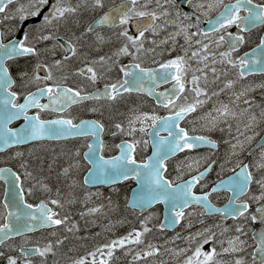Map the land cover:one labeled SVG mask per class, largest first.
<instances>
[{"label":"snow or ice","instance_id":"snow-or-ice-1","mask_svg":"<svg viewBox=\"0 0 264 264\" xmlns=\"http://www.w3.org/2000/svg\"><path fill=\"white\" fill-rule=\"evenodd\" d=\"M186 2L191 5L193 0ZM14 3L18 6L11 15L6 14L8 6ZM176 7V0H121L119 4L107 9L106 0H0V152L30 141L90 136L93 142L86 145L87 152L83 154V159L89 161L92 167L83 177L84 184H114L135 180L138 189L134 190L136 194L129 201L134 209L143 210L162 203L168 205L170 224L175 225L183 221L186 215H195L199 218V223L204 225L185 237L176 236L175 239H183L186 242V247L166 249L176 257V264H223L220 257L225 254L234 257L231 264H247L240 256V253L246 251L247 245V241L241 238L246 235L244 227L236 225L235 234L225 241L220 237L230 229L222 223L207 224L204 217L218 215L221 221L243 217L254 222L259 218V221L264 223V143L258 144L254 150H249L253 140L260 135L257 128L264 124V107L258 113H253V102L245 98L243 103L249 107L240 112L229 104H221L215 109V115L208 113L202 118V127L208 132L216 130L220 123L227 124L229 119L244 118L241 121L243 129L237 125L235 142L228 141L229 151L224 163L220 165L221 172L225 166H229L228 170L232 175L227 179H219L210 191L201 194L195 191L198 185L207 187L201 182L215 165V161H210V157L179 162L175 169V180L169 178L166 173L167 161L178 153L205 145L212 150L218 147L217 142L209 136L190 135L188 130L180 126L181 121L195 113L206 99L210 98L208 84L215 83L222 75L227 76L229 68L236 70L241 79L256 71V66L264 70V61L261 59L264 57V36L250 53H245L238 59L233 56L245 42V33L264 26V3L254 0H199L195 3L191 15L174 10ZM212 11H218L214 19L209 15ZM84 13L99 15L76 35L72 28L79 26ZM200 16L208 18L211 32L200 27ZM37 19L38 26H25L26 21ZM6 21L9 23L5 28ZM232 27L238 30L236 34L228 31ZM105 28L109 29V32H104ZM61 29L64 31L61 32ZM161 33L164 35L161 36ZM225 44L227 48L218 51ZM165 45L168 47L165 48ZM82 46H86L90 51H100L107 47L108 51L97 58H90L88 53L81 51ZM177 47L182 50V55L167 60L157 59L165 52L171 56V52L176 51ZM58 55L59 59L56 58ZM74 58L80 61L81 67L72 68ZM123 58H129L131 62L121 63ZM21 59H32L35 62L30 69H21L17 76L13 77L9 64ZM149 61L158 67L146 66ZM193 61L197 65L195 68L192 67ZM217 64L223 66L219 71L215 67ZM117 68L121 74L119 78L104 84L103 90H97L95 93H88L79 86L69 87L66 83L70 78L81 77L94 85ZM209 70L212 74L211 81ZM33 84L36 85L35 91L30 90ZM162 84H171V88L157 92L156 89ZM233 86L234 81L228 80L220 91L232 89ZM185 92L191 93L190 101L188 96L184 95ZM132 93L156 97L157 103L168 109L169 115L161 117L144 113L129 119L128 135L138 130L148 136L159 137L152 144V155L146 161H137L134 155L140 141L122 142L117 145L119 155L105 159L100 154L103 149L101 136L105 128L104 123L99 120L76 122L69 110L73 105L85 101H116L118 97ZM212 95L219 93L213 91ZM234 95L233 103L239 107L238 102L242 97H247V90ZM181 97L183 102L178 103ZM43 99L47 102L42 103ZM32 110L35 111L30 115ZM92 111L97 109L93 108ZM43 113L55 114V118L44 119ZM20 119H23L24 124L19 129L9 127L13 121ZM137 122L144 126L135 128L133 125ZM114 127L117 132H125L121 123H115ZM161 131L167 132V136L160 135ZM115 134L114 132L113 135ZM143 143L147 145L148 141ZM23 156L20 152L15 154V158L20 160L19 166L23 169V175L33 181V187L27 189V193L32 194L34 189L51 193V188L40 175L44 166L40 164L32 169L31 162L22 159ZM79 157L78 151L71 154L67 166L57 173V178L62 177L69 189L68 204L75 202L71 192L77 186L74 177L80 168L77 159ZM48 170L51 171V165H48ZM185 174H189L191 178L183 179ZM0 182L6 185L4 201L0 202V208L3 209L0 212V247L14 237L26 236L43 227L64 226L69 233L78 231L75 223L69 224L67 213L61 215L55 210L65 208L63 199L41 200L37 205L28 203L21 174L12 168L0 167ZM253 186H256L258 195L252 193ZM221 191L230 195L224 207H217L212 203L211 197ZM56 195L59 197V191ZM246 196L258 205L256 214L250 217V203L244 199ZM102 207H92L88 214L99 213ZM190 209L192 211H189ZM196 209L200 211L197 212ZM150 219L151 217H145L141 222L142 231L134 230L123 238L112 240L89 252L87 256L70 258L71 264H112L116 249L143 243V235L151 231L147 226ZM194 226L189 220L187 228ZM164 227L165 225H160L162 230ZM63 243L62 239L57 238L54 243L46 242L31 248L21 247L18 256L5 257V253L0 251V257H4L7 264H33L31 257L39 256L42 264H47V257L55 256V249ZM159 254V248L148 245V250L138 252L134 259ZM252 264H264V232L259 234L258 247L252 254Z\"/></svg>","mask_w":264,"mask_h":264},{"label":"rangeland","instance_id":"rangeland-1","mask_svg":"<svg viewBox=\"0 0 264 264\" xmlns=\"http://www.w3.org/2000/svg\"><path fill=\"white\" fill-rule=\"evenodd\" d=\"M75 63H80V61H77ZM74 64V63H73ZM81 63L80 66L81 67ZM77 67V68H79ZM73 69H76L72 66ZM223 96L219 97L222 98ZM223 104V99H215L214 100V106H220ZM227 104L228 101H227ZM262 102L260 103V106H262ZM241 105V104H240ZM258 104H252L251 110L255 107H257ZM249 106H246L245 108H248ZM244 108V109H245ZM132 110V109H131ZM124 110L121 111V116L118 117V123H121L125 127V132L123 134L127 138H138L139 141H145L144 138H146V134L139 132L138 130L133 133L132 135L127 134V128H128V122L129 119L134 118L137 115L144 114L145 112H141L140 110ZM240 111L239 109H237ZM212 113V112H211ZM256 113V112H255ZM147 114H156L161 116V114L158 111H155L154 113H147ZM206 114L199 115L194 117L192 123H197V126L194 125L195 129H198L201 132L210 134L211 132L206 131L202 126L204 124V120L202 119ZM108 119L111 121L112 124L116 123V119L112 116H109ZM241 120H232L229 119L228 123H220L218 128L212 133L218 139L222 142L223 146L219 151H205V152H197L193 155H197L198 157H191L192 155H181L179 156L173 163V173L176 177V166L179 162L187 160H191L193 158H206L210 157L212 160L213 158L217 159V166L215 167V170L213 172V175H211V180L215 181L219 179L221 176L225 175L226 173L230 172L228 170L229 166H225V169L223 172H221L220 165L224 163V159L226 154L229 151V143L228 141H234V137L237 132V125H240V128L243 129V123ZM150 123V122H148ZM222 124L225 126V129H222ZM229 125H231V130L229 131ZM135 128L139 129L140 127L144 126L140 123H135L133 125ZM221 126V127H220ZM223 126V127H224ZM222 129V130H221ZM117 130H111L109 135L112 137L114 136L113 133L119 134V132H116ZM233 133L234 135H232ZM147 139V138H146ZM113 142L110 141V144ZM253 143V142H252ZM146 147V145L143 143V150ZM41 149H46L49 151L48 147H40ZM38 148H32L25 151V154H39L41 152V149ZM250 148V146H249ZM81 150V145H76L73 147L72 153L79 152ZM70 155H63L58 156L55 161H53L51 156H48L46 158L44 171L47 173V175H50L51 182L48 183L49 187H52L50 198H62L65 201L66 208L68 209V214H73V219L69 220V224L75 223L77 225L78 231H75L73 233H69L65 230L64 226L55 227L52 236L50 235H43L41 244H45L46 242H55L57 238L62 239L64 243L62 245H59L55 251L56 254L61 255L63 260H59V264H71L70 258H79L82 256H87L89 252L95 251L97 248L103 247L105 244L109 243L112 240H116L119 238H123L124 236H127L129 233L136 231H142L141 222L145 219V217H151V219L148 222V227L151 228V231L148 233H145L142 237L143 243L136 245V244H130L126 245L124 248H118L115 250L114 256L112 258V264H164V261L167 257L173 258L172 262H169L168 264H176V259L172 257L170 254L167 253L166 249H178L182 247H178L177 243H183L182 246L186 243L183 239H175L177 235L180 237H185L188 235L189 230H187V224L189 220L196 226V224L199 223V218L197 216H191L188 219L185 220V225H181L179 227V231L176 233H173L169 235L168 237H164L163 235L166 232H161L158 230V218L159 213L158 211H149L145 214H140L137 211H133L129 209L126 206V200H127V194L128 191L127 187H124V189H121L119 191H115L114 189H111V191L107 192H100L103 195H93L91 194L89 197H86V195L80 191L76 192L77 189L72 190L71 195L74 198V203L68 204V193L69 189L67 188V185L63 181V178L57 179V173L62 171V167H66L68 164V160ZM47 154L44 156L46 157ZM214 156V157H213ZM181 157V158H180ZM213 157V158H212ZM12 160H15V153L11 154L9 156ZM80 168L75 174V179L77 181V186L80 184V177L82 175V171L80 170L81 167H83L82 159L79 157ZM18 160V159H17ZM48 165H51V171L48 170ZM187 173V170H185ZM35 174V173H34ZM188 175V174H185ZM184 175V176H185ZM183 176V177H184ZM212 181V182H213ZM56 182V183H55ZM55 184V185H54ZM63 190V191H62ZM57 191H59V197H57ZM106 201V204L103 205L102 211L100 214L94 213V214H88V210L90 207H96V206H102L100 205L103 201ZM219 203V202H218ZM82 205V206H81ZM82 208V212L80 210V207ZM84 209V211H83ZM79 211V215L83 216H77L76 213ZM197 212L200 211V209H196ZM116 213V214H115ZM205 219V218H204ZM207 222V220L205 219ZM210 222L214 221L215 223H222L221 220H218V218L209 220ZM223 224V223H222ZM224 227H227L225 224H223ZM217 232L219 233V229H217ZM55 233L56 235H53ZM36 241V240H34ZM33 243V242H32ZM19 244H23L21 247L30 246L31 243H27L25 240H20L17 242H13L10 245V248L12 250H19L20 247H18ZM148 245L155 246L160 249V254L157 256H150V257H144L143 259L135 260L136 254L138 252H144L148 250ZM175 246V247H172ZM227 246V245H226ZM225 246V247H226ZM178 247V248H177ZM207 245L205 248L207 249ZM116 252L118 254H116ZM56 255V256H58ZM170 255V256H169ZM107 259V257H104ZM89 259H91L89 257ZM64 261V262H63Z\"/></svg>","mask_w":264,"mask_h":264},{"label":"flooded vegetation","instance_id":"flooded-vegetation-1","mask_svg":"<svg viewBox=\"0 0 264 264\" xmlns=\"http://www.w3.org/2000/svg\"><path fill=\"white\" fill-rule=\"evenodd\" d=\"M73 2H75V0H73ZM121 2V0H106V9L107 7H114L115 5L119 4ZM199 2V0H193V3L190 5L189 3L186 2V0H176V9L174 10H179L183 13H187L189 15L193 14V10L195 7V3ZM227 2V0H226ZM232 2H235V0H232ZM254 2H259V3H264V0H254ZM17 4H12L8 6L7 12L6 14L11 15V13L15 10V8L17 7ZM105 9V10H106ZM218 11H212L209 15L210 17H212L213 19L217 16ZM242 15H244L245 13H241ZM99 13H84L81 18H80V22H79V26L78 27H73L72 31H74L76 33V35H79L82 31L83 28L86 26V24L90 23L92 21V19L98 17ZM200 27L208 30L209 32H211V26L207 23V17H203L200 16ZM9 22L6 21L4 27H7V24ZM187 23V22H186ZM37 26L39 25V19L36 23ZM33 24H30L31 27ZM193 31H195L196 29H192ZM64 30L61 29V32H63ZM104 32H109V29L105 28L103 30ZM228 31L232 32L233 34H236L238 32V30L235 27L229 28ZM17 35H19V33H17ZM164 33H161V36H163ZM245 42L240 46L239 50L237 52L233 53L234 58L238 59L239 57L243 56L245 53L251 52L254 48L257 47L259 40L262 36H264V26H259L255 29H253L252 31L245 33ZM91 41L89 40V43ZM180 43L182 44L183 41L182 39L180 40ZM165 48H167L168 46L165 45ZM227 48V44L223 45L220 49H218V51H223ZM81 51L82 52H86L88 53L90 58H97L101 55H104L107 51L108 48L104 47L102 50L100 51H90L86 46H82L81 47ZM158 51H160L158 49ZM183 52L182 50L177 47L176 51L171 52V56L168 55L167 52H165V54L163 56H158L157 59L158 60H167L170 58H174L177 55H182ZM57 59H59V55L56 57ZM78 60H75L72 64L73 67L77 68L80 66V63H75ZM35 61L32 59H21L16 63H12L10 62L9 66H10V71L12 72L13 77L17 76V73L21 70V69H30L32 64ZM131 62L129 58H123L121 63H129ZM146 66H150V67H158V65L152 64L150 61L147 62ZM192 67L195 68L197 67L196 62L193 61L192 62ZM215 67L218 69V71L223 67L222 65H215ZM228 74L227 76H221L219 80H217L215 83H209L207 86V91L209 92V97L206 99V102L200 106L197 111L195 113L190 114L184 121V127L190 132V133H200V134H205L207 136H209L211 139H215V140H219L218 137H216L214 135V133H204L199 131L198 129H195L194 125L197 126V123L194 124L192 123L194 117L199 116L200 114H207V113H211L215 111V107L214 106V100L215 99H223V104H227V101L229 103V105L234 108V110L238 111L237 109H239L240 111H242L246 106H249L247 104L239 103V107H237V105L232 104L231 101H233L232 99L235 100V95L236 93H239L241 91H245L247 90V97H242V99L244 100L245 98H247L248 100L252 101V104L257 103L258 106L252 109V112H256L258 113L260 111V109L262 107H264V87H261V85H264V73H260V74H250L248 76H245V78L241 79L238 77L236 70L229 68L228 70ZM121 74L117 69H114L112 72L107 73L102 79L98 80L96 84H91L89 81H87L86 79H83L81 77H73L68 79V81L66 82L67 85L69 87H73L76 88L77 86L79 87H83L85 89L86 92L88 93H92L96 90H99V88L104 87V84L106 83H112L114 82L116 79L119 78ZM208 76H209V81L212 80V74L210 72V70L208 71ZM191 78V73L189 74V79ZM228 80H232L234 81V86L232 89H225L224 91H220V89L223 87L224 83ZM19 82V81H18ZM242 84V86H241ZM190 87V85H189ZM171 88V84H162L158 89H156L157 92H164V91H168ZM17 91H19V89H16ZM32 91L36 90V85L33 84L31 86ZM218 92L219 95L213 96L212 92ZM186 96H188L189 101L192 99V95L189 92H185ZM223 96L222 98H219ZM201 99H205L204 97H201ZM22 102V100H21ZM42 103H46L47 100L43 99L41 101ZM183 102V97H181V101H178V103ZM263 103L262 106H260V103ZM241 104V105H240ZM252 106V105H251ZM96 108L97 111L93 112L92 109ZM140 110L141 112H145V113H154L155 111H158L161 115L163 114H168L169 111L168 109L160 106L159 104L156 103V101L154 99H152L150 96H148L147 94H137V93H132V94H125L122 97H118L116 101H108V100H100V101H95V100H89V101H85L83 103L77 104V105H73V107L69 110L72 118L76 121L79 122L82 119H86V118H94L96 120L101 121L102 123H104L105 125V129L106 130H115L114 125L112 124L111 121L108 119L109 116H112L116 119V123H118V117L121 116V111L124 110ZM131 110V111H132ZM35 110L30 111L29 114H33ZM238 111V112H240ZM101 112L103 113V115H101ZM42 118L44 119H50V118H55V114L52 113H43L42 114ZM222 124V129H225V126ZM195 130V131H193ZM258 131H260V135L254 140V145L255 143L262 137V135L264 134V124H261L258 128ZM107 134V133H106ZM105 134V135H106ZM104 138H107V135L104 136ZM81 142V138H68L65 140H60V141H53L51 143L55 144V145H60V144H64L67 146H72L75 145L76 143H80ZM41 143V142H39ZM45 143V142H44ZM31 146V145H30ZM222 144L219 145L218 150L219 151L222 148ZM29 147V146H27ZM255 148H253V145L250 146L249 150H254ZM208 151V150H206ZM184 155H193V152H186ZM245 155H247V153H245ZM214 157V156H213ZM212 157V158H213ZM43 156H34V159L36 160H40L42 159ZM217 159L218 158H214L211 161H215V166L214 168L217 166ZM205 185H209V184H205ZM205 190L207 189V187H203ZM252 193L255 194H259L257 192V188L256 186H253V188L251 189ZM246 200H248V197L246 196L245 198ZM248 202L250 203V209H249V217L251 215L254 214V211L256 210V206L257 203L251 200H248ZM230 224V227L233 228V231L235 229L236 225H240L243 226L246 232V235L242 236L241 238L245 241H247V245H246V251L243 253H240V256H242L246 261L247 264H252V254L255 252V249L257 247L256 242L254 241L253 238V233L256 231V229L258 227H260L261 225H263L264 223H261L260 221H252L250 218L249 219H245L243 217L237 219V220H230L228 222ZM194 230H197L196 228ZM235 234V231L233 232V235ZM178 247H182L183 243H177ZM175 247V246H172ZM177 247V248H178ZM169 249H171V247H169ZM5 253V252H4ZM168 254H171V252H167ZM5 257H6V253H5ZM233 256L231 255H222L221 259L223 261V264H231V261L233 260ZM257 260H259L257 258ZM0 264H7V261L4 257L0 258ZM36 264H42V260L40 259V261H38ZM47 264H49L47 262Z\"/></svg>","mask_w":264,"mask_h":264},{"label":"water","instance_id":"water-1","mask_svg":"<svg viewBox=\"0 0 264 264\" xmlns=\"http://www.w3.org/2000/svg\"><path fill=\"white\" fill-rule=\"evenodd\" d=\"M159 127V126H158ZM153 131H155V130H153ZM161 132H165V131H161ZM159 139V137L158 136H150V142H151V146H152V144L156 141V140H158ZM93 142V141H92ZM91 142V143H92ZM202 147V146H201ZM152 150H153V148H152ZM228 178V177H227ZM227 178H225V179H227ZM135 181V180H134ZM135 183H136V186L133 188V190H132V192H131V197H130V201L133 199V197L135 196V192H134V190L135 189H138V184H137V182L135 181ZM90 184H92L93 186H97V185H102V184H105V185H110V184H113V183H100V182H97V183H90ZM228 203V202H227ZM226 203V204H227ZM158 204V203H157ZM225 204V205H226ZM155 205V204H154ZM154 205H151V206H149L148 208H146V209H140V208H137V209H139L141 212H145L146 210H148L149 208H151L152 206H154ZM163 205V221H162V224L163 225H165V227L163 228V229H174L177 225H178V223L177 224H175V225H172V224H170L169 223V221H168V216H169V210H168V205H166V204H162ZM225 205H223V206H221V207H224ZM129 206H131V204L129 203ZM132 207V206H131ZM161 224V225H162ZM262 230V232H264V227L261 229ZM258 237H259V235H257L256 236V239L258 240Z\"/></svg>","mask_w":264,"mask_h":264},{"label":"bare ground","instance_id":"bare-ground-1","mask_svg":"<svg viewBox=\"0 0 264 264\" xmlns=\"http://www.w3.org/2000/svg\"><path fill=\"white\" fill-rule=\"evenodd\" d=\"M233 101H234V100H233ZM233 101H231V103H232V104H235V103H233ZM239 103H242V102L239 101L238 104H239ZM235 105H236V104H235Z\"/></svg>","mask_w":264,"mask_h":264}]
</instances>
